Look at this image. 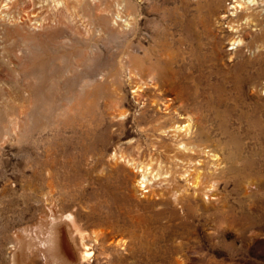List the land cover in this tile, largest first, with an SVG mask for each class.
<instances>
[{"label": "rangeland", "instance_id": "1", "mask_svg": "<svg viewBox=\"0 0 264 264\" xmlns=\"http://www.w3.org/2000/svg\"><path fill=\"white\" fill-rule=\"evenodd\" d=\"M147 1L0 0V264H9L18 235L36 243L48 233L51 208L69 229L67 216H76L94 253L90 264H264V213L256 209L264 197V26H256V20L244 24L237 32L244 43L236 51L229 38L232 28L222 23L217 31L222 42L214 51L218 61L211 60L206 38L196 39L195 55L206 65L201 71L210 75L208 84L188 69V54L173 50V57L155 36L146 44L153 56L140 52L146 66L166 65L173 75L185 56L188 68L180 77L185 97L169 85L161 99L150 97L154 102L136 95L140 77L129 72L136 53L134 30L140 26V37L147 38L149 23L156 28L165 16L189 25L192 33L202 31L209 9L221 2L220 11L231 9L233 0H202L186 12L180 0L159 2L156 10ZM258 1L248 12L264 9V0ZM142 80L144 89L142 83H154L147 76ZM150 88L149 95L155 93ZM116 93L125 97L122 104L112 101ZM170 103L183 129L162 133L159 123L174 122L166 109ZM120 108L128 111L124 129L118 125L125 119L118 115ZM151 116L159 119L157 124L145 122ZM138 117L143 118L140 126ZM189 123H196L200 144L207 142L223 157L216 167L208 158L204 180H199L202 187L219 182L218 196L201 198L204 213L174 220L172 214L183 215L175 197L151 194L161 190L156 185L161 177L148 189L137 178L142 177L140 166L155 165L156 142L163 138L174 146ZM73 126L82 134L73 144L52 140V130ZM103 135L105 149L88 146ZM130 145H139L140 155L126 151L116 166L115 150ZM44 167L54 172L52 180ZM117 169L125 172L122 185L115 181ZM120 239L127 246L115 249ZM36 263L43 264L41 252Z\"/></svg>", "mask_w": 264, "mask_h": 264}, {"label": "bare ground", "instance_id": "2", "mask_svg": "<svg viewBox=\"0 0 264 264\" xmlns=\"http://www.w3.org/2000/svg\"><path fill=\"white\" fill-rule=\"evenodd\" d=\"M169 1L170 0H148L147 4H148L149 8L156 10L154 8L156 7L155 5L157 3H159V2L168 3ZM201 1L202 0H180L181 7H182L181 9H183L186 12L187 8H189L192 4H199V2H201ZM257 3L259 4L258 0H233V5L231 6V9L224 8L223 11H220V8L223 5L221 2L219 8H215V6H214L213 9H209V11L207 12V16L206 17L204 16L205 21L203 24V30L202 31L194 30L193 33H192V28L189 25H187L183 22H178V21L170 22L165 16H162L161 20H159L157 22L156 28L151 26L152 23L151 24L149 23V26L147 27V30H146L148 33L147 38L140 37V29H139L140 26L137 27L136 30H134L135 35L133 37L134 38L133 43L136 44V53L129 60V63L131 64L130 68H129L130 69L129 72H130L131 76L134 75L137 78V75H138V77H140V80L137 81L135 84L136 85L135 86L136 95L139 98H143V99L144 98L152 99L150 97L161 99L163 96L167 95V93L169 91V89H168L169 85H171V86L173 85L171 88L173 90L178 91L181 94H183V97H185V95H186L185 90H184L183 86L181 85V80H180L181 74L183 72H186L185 69H182V68L187 67V59L185 56L183 58L180 57V61H178V65H177L178 69L174 70L173 75H169V73H168L169 69L167 68L166 65L165 66L164 65H157V67H156V64H154L152 62L151 64L153 66H146V64H145L146 60H144V58L140 55L141 50H143L145 57L150 56V53L153 56L152 50L150 48H147L146 44L150 43L151 40H153L155 36H158L161 39V41L164 42V44L162 46V47H164L163 50L169 52L170 55L174 54L173 50L180 51V56L188 54L189 55V68L188 67L187 68L189 70H192L197 75V78L200 82L208 84V83H210L208 80V78H210V75H208L206 73H202V71H204V69H206V65H203L202 64L203 60L198 59L195 55V51H196L195 41H196V39L200 38L201 36H204L206 38V40L208 41L209 49L212 50V52H213V57H211V60L218 61L220 59L219 53L214 52V51H215L216 47L218 46V44L221 43L222 41H221V38L219 37V35L217 34V31L223 30L222 28L220 29V27H219L220 25H222V23H227L228 26L230 28H232V30L229 33L230 42H232V45L234 46L232 49L236 50V51L239 50L240 47L243 45L244 41L242 38H240V35H237V32L242 31L241 27L244 24L250 25L256 20L257 21L256 26H261V25L264 26V9L257 12V13L248 12V11L252 10ZM5 7H7V4H5ZM146 21H149V19ZM240 22H241V24H240ZM235 29H236V31H234ZM160 39H159V41H160ZM128 57H129V55H128ZM173 57H174V55H173ZM122 68L124 69L125 66L122 65ZM201 69H202V71H201ZM123 72H125V71H123ZM93 74H94V71L89 73V76H92ZM177 75H180L179 78L176 77ZM42 76H44V75L42 74ZM146 76L148 78L153 79L154 83H152V85H149V83H146V82L142 83V84L146 85L145 86L146 89H144L143 85H141L140 83L143 81L142 79ZM88 82H89V80H88ZM77 83H79V82H77ZM149 86L150 87L153 86L155 88V93L149 95V93L153 92L152 91L153 88H150ZM73 93H75V92H73ZM180 93H178V94H180ZM124 99H125V97L123 95L118 96V93H116L114 95V99L112 101H119V103L122 104V101H125ZM168 99L173 100V99H171V97H168ZM178 99H179V97H178ZM152 101L156 102V100H153V99H152ZM144 103H145V101H144ZM110 104H112V103H110ZM104 106H105V104H104ZM147 106H148V104H147ZM113 107H114V104H113ZM174 108H175L174 103L166 104V109L169 110L171 118H173L174 114L176 113V110ZM120 109H119L120 113H118V115L120 114L121 117L124 116L125 119H124V121L119 122L118 125H119L120 129H124L125 124H127L125 120L127 118V112L128 111H123L121 109L123 111L122 112ZM146 109H147V107H146ZM146 109L142 110L145 114L147 112ZM112 110H114V108ZM116 111H118V109L115 108V112ZM161 119H163V118H161ZM137 121H138L137 124L140 126L141 122L143 121V118L138 117ZM155 121H159V119H154V117H152V116L151 117H145V122L156 123ZM168 121H167V123L166 122L165 123L164 122L159 123L157 125V130H159V131L161 130L162 133H165V132H167V129H171V128L174 129V132H178L179 130L181 131V129H183L182 125H178L179 122L176 121L175 119H174V122H171V123ZM176 125H178V126H176ZM196 127H197L196 123H193V125L191 123H189L184 129L185 130L184 133L182 132L185 136H183L181 139H179L180 136H182V133H181L180 135H178V137H176V140H173L174 146L171 144H168V142H166V139L161 138L155 144V146L159 150L155 154V160H156L155 165L153 166L152 164H145V165L143 164V166H140V167L138 166L142 172V175H140V176H142L141 179L138 180V178H137V182L139 183L140 187L142 184H144L143 187L145 189H148V187H152L151 185L154 183V180H156V178L161 177L159 179V182L156 183V185L161 186V190L158 191L156 189H152L151 194L156 195V196L158 195V196H161V198H164L169 193L170 197H175V201L179 205H181L183 215L180 216L176 213L172 214L171 216L175 217L174 220H187V221H189L190 218L196 217V216L204 213V210H203L204 208L202 207L203 205L200 204L201 198H203V200H204V197L207 196L208 199L210 200V199H212L211 197L218 196V194H215V192H217V190H218L219 182H216L214 180H210V183L212 182L214 184H212L210 187H202V186H200L199 180H204V173H202L201 171H202L203 166H206V164H208V162H207L208 158H209V164H211L212 167H216L217 163L220 160H223V157H220L218 151L214 148H211V146H209L207 144V142L205 143V145L200 144V140L196 137L195 132H194V130L195 131L199 130ZM101 130H103L102 133H104V132L106 133L107 129L102 128ZM34 131L38 134V132H37L38 127H36L34 129ZM51 132L53 133L52 134L53 135L52 140L56 139V138H64L66 140H68V139L71 140L70 143H72V144L77 139L79 134L82 135L80 133V130L74 126L71 127L69 131L56 129V130H52ZM116 132L117 131H115V133ZM66 133H70V134L66 136ZM202 134H204V132H202ZM38 135H43V137H45L46 139L48 138L44 134H38ZM91 138H92V136H91ZM172 138H175V137H172ZM116 139H117V136H116ZM83 140H85V138ZM106 141H107V137L105 135L100 136V137H95V138H93V141H91L89 143L88 146L92 147V146L97 145L100 148L105 149ZM80 144H81V142H80ZM80 144H78V145H80ZM87 144H88V142H87ZM119 144H121V142ZM83 147H85V145ZM126 151H130L129 152L130 155H135V156L140 155L139 145L138 146L130 145L128 148H121L120 147L119 150H115V152L113 154V159L115 160L114 164L116 166L119 165V162H120L119 159L126 157L124 155V152H125V154H127ZM102 156L103 155H101V157ZM152 160H154V159H152ZM130 161H129V163H131ZM110 164H109V166H110ZM115 165H113L112 167H114ZM122 168H123V166H122ZM120 170L117 171L115 181H117V184L120 183V185H122L121 177L124 175L125 172L120 171ZM44 171H45L44 173L47 175V179H51L54 177V172L50 168L44 167ZM126 171H127V169H126ZM207 188H209V192L212 191L211 194L209 192L205 191V189H207ZM253 192L254 191H252V193ZM164 203H165L164 200L159 202L160 205L164 204ZM256 209L260 210L261 213H264V197L260 199V201L257 204ZM162 211H164V210H162ZM50 212H51V219H50V229H49L48 233L45 236H43L42 239H39L36 243H34L32 240H30L28 238L23 239L20 235H18L17 236L18 237L17 238L18 239L17 247L14 249V251L11 252L9 264L10 263L11 264H37L36 263V256L40 252H41L43 264H90L91 262H93V260H91V259H92V257H94V253H93V251H90V248L88 247V244L86 243V237H87L86 235L87 234H85V232H83L79 228V226L77 225L76 216H74L72 214L67 216V220H69V222L71 223V224L69 223L70 224V229H69L65 225L66 224L65 222H62L61 220L58 219L57 216H55V212H54L53 208L50 209ZM158 214L161 215L163 213H161V211H159ZM252 221H253V223H255V221L257 222L256 219L251 217V222ZM253 226H255V225H253ZM72 230H74V231H72ZM70 240H72V242H70ZM126 242L127 241L124 239H120V240L116 241L115 249L116 248L119 249L121 247L127 246Z\"/></svg>", "mask_w": 264, "mask_h": 264}]
</instances>
